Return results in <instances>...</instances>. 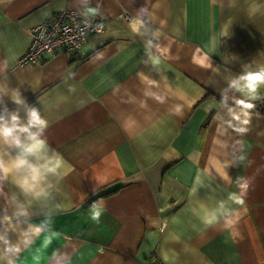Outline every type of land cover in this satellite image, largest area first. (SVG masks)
<instances>
[{
    "label": "crops",
    "instance_id": "1",
    "mask_svg": "<svg viewBox=\"0 0 264 264\" xmlns=\"http://www.w3.org/2000/svg\"><path fill=\"white\" fill-rule=\"evenodd\" d=\"M63 9L104 30L20 64ZM261 64L264 0H0V125L36 109L64 160L40 195L0 178V264H264V114L237 106L264 89L229 86Z\"/></svg>",
    "mask_w": 264,
    "mask_h": 264
},
{
    "label": "clouds",
    "instance_id": "2",
    "mask_svg": "<svg viewBox=\"0 0 264 264\" xmlns=\"http://www.w3.org/2000/svg\"><path fill=\"white\" fill-rule=\"evenodd\" d=\"M229 86L250 99H257L259 91L264 89V64L256 68H250L246 65L243 73L232 79ZM16 102L21 103L18 98ZM239 103L245 109V116L249 115L247 110L253 108L254 105L245 101ZM244 123L247 124L248 121L245 120ZM47 126V121L41 117L36 109L29 111L26 125H21L15 115L12 117L10 126L0 125V141L18 150L17 154L9 159L4 158L6 154H0V178L11 175L13 172L22 173L15 181L17 186L25 192L43 194L42 185L47 176L55 174L64 163L63 157L49 149L47 141L42 138ZM239 131L243 132L246 129L241 128ZM49 151H52L53 154L48 155ZM247 187V183L239 184L240 191L229 197L240 207L244 206ZM92 207L96 209L92 218L98 222L103 213V208L98 207L95 203ZM220 207L223 208V204ZM217 219L218 217L213 213L206 216L204 222L211 225ZM237 219L239 218L237 217ZM228 223L231 224L232 221H228Z\"/></svg>",
    "mask_w": 264,
    "mask_h": 264
},
{
    "label": "built area",
    "instance_id": "3",
    "mask_svg": "<svg viewBox=\"0 0 264 264\" xmlns=\"http://www.w3.org/2000/svg\"><path fill=\"white\" fill-rule=\"evenodd\" d=\"M127 19L129 17L125 15ZM104 22L99 15L75 9H63L28 29L30 41L19 63H34L57 53L73 54L85 45L90 34L101 33ZM144 264H165L151 254Z\"/></svg>",
    "mask_w": 264,
    "mask_h": 264
},
{
    "label": "trees",
    "instance_id": "4",
    "mask_svg": "<svg viewBox=\"0 0 264 264\" xmlns=\"http://www.w3.org/2000/svg\"><path fill=\"white\" fill-rule=\"evenodd\" d=\"M248 103H252L254 105V107L251 109H248V111L259 113V114H264V98H261L254 102H248ZM237 106L242 108L241 104H238ZM99 196L100 195H98L97 197Z\"/></svg>",
    "mask_w": 264,
    "mask_h": 264
}]
</instances>
